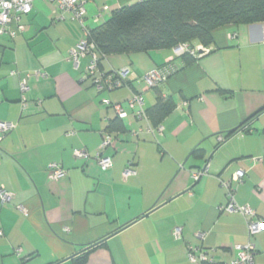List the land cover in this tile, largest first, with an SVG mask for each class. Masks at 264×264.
Wrapping results in <instances>:
<instances>
[{"label":"crops","instance_id":"1","mask_svg":"<svg viewBox=\"0 0 264 264\" xmlns=\"http://www.w3.org/2000/svg\"><path fill=\"white\" fill-rule=\"evenodd\" d=\"M139 1L86 0V23ZM20 23L17 37L0 36V121L15 123L0 132V186L15 195L0 202V264H192L191 246L206 253L205 264H224L249 240L254 264H264V228L250 235L243 214L220 209L229 200L222 181H233L237 203L264 223V22L217 28L211 50L192 62L175 47L107 55L101 70L131 73L105 92L87 73L90 55L79 67L70 58L85 38L79 20L59 19L54 3L35 0ZM162 66L167 80L147 88L144 75ZM35 70L48 76L29 78L23 93L21 79ZM135 92L146 109L159 97L174 101L162 132L137 118L129 104ZM104 98L126 108L125 132L107 130L117 115ZM103 132L115 137L104 150L113 159L107 170L95 158ZM79 147L90 158H76ZM51 162L68 174L52 180ZM130 164L136 173L125 177ZM205 166L208 174L195 180Z\"/></svg>","mask_w":264,"mask_h":264},{"label":"built area","instance_id":"2","mask_svg":"<svg viewBox=\"0 0 264 264\" xmlns=\"http://www.w3.org/2000/svg\"><path fill=\"white\" fill-rule=\"evenodd\" d=\"M35 0H0V36L3 34H8L10 37L15 38L24 31V26L20 23L21 16L23 14H28L32 11ZM56 5L57 11L59 13V19H64L71 17L72 19L79 20L85 30V38L77 44L76 47L72 48L70 51V58L79 67L80 60L86 55L91 56V61L87 67V73L92 77L93 84L96 89L100 92L112 91L123 85H126L128 76L131 70L128 67L121 68L113 71H103L99 68L100 65V55L96 50V46L93 42L89 41L90 26L86 23L87 10L85 7L86 0H47ZM105 6L104 9H107ZM210 49L203 45H196L195 47L189 44H180L175 47V51L179 54L188 53L189 55L199 58L202 54L207 53ZM13 73H18V70L13 71ZM170 70L165 67L155 68L144 75V81L147 88L154 89L163 83L170 75ZM48 73L42 70H35L27 72L26 75L21 79V91L25 93L29 89L28 79L31 77L41 78L47 77ZM1 100V99H0ZM41 102V101H39ZM23 105H26V99L23 97ZM103 103L110 106L115 111L119 118L125 119L127 117V110L122 103L113 102L109 98H104ZM130 107L137 106L135 114L139 120H146L148 122V130L153 131L154 126L150 121V117L144 106V97L141 92H135L133 96L129 99ZM157 130L162 132L163 126H157ZM15 128V123L0 121V132L5 135L9 131ZM221 140L224 138L221 137ZM115 142V137L109 132H103V141L98 150L95 158L98 160V164L103 170H107L113 166V159L111 156L104 155V150L112 146ZM74 156L76 158L88 159L90 158L89 151L84 147H79L74 149ZM47 169L49 171V177L52 180H59L65 177L68 172L59 162H51L48 164ZM136 171L133 167L128 165L123 174L125 177L130 174H134ZM208 174V168L205 166L202 169L193 172V177L198 180L201 176ZM245 172L243 170H238L235 173V180L242 181ZM232 182L233 181H222L223 186H225L229 191L228 202L221 206V210H227L230 212H240L244 215L247 220V225L249 229V234L254 235L264 228V223L262 221L254 220L255 210L247 205H240L235 200L232 194ZM15 198L13 192L7 190L5 187L0 186V202L8 203ZM17 209L23 213H27V209L23 204H18ZM175 236L180 237L182 229L176 227ZM238 250L237 257L231 262L224 264H254L255 257L257 255V249L252 241H248L245 244L236 245ZM189 260L192 264H205L208 262L206 253L203 250L196 249L193 246L190 248Z\"/></svg>","mask_w":264,"mask_h":264},{"label":"trees","instance_id":"3","mask_svg":"<svg viewBox=\"0 0 264 264\" xmlns=\"http://www.w3.org/2000/svg\"><path fill=\"white\" fill-rule=\"evenodd\" d=\"M257 22H264V0H142L115 10L108 20L90 27L89 41L95 44L101 64L110 54L145 52L180 44L192 47L201 44L210 49L217 28ZM184 55L190 57V62L196 59L188 53ZM174 107L172 99L159 97L155 106L146 111L157 126ZM243 124L231 130L226 138ZM126 129L124 120L118 116L107 128L119 132ZM198 152L196 149L195 153Z\"/></svg>","mask_w":264,"mask_h":264}]
</instances>
